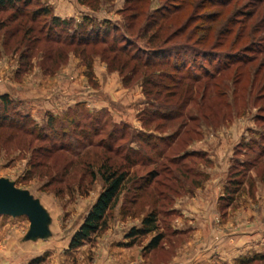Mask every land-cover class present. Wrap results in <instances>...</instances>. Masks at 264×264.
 Returning <instances> with one entry per match:
<instances>
[{
	"label": "rangeland",
	"instance_id": "1",
	"mask_svg": "<svg viewBox=\"0 0 264 264\" xmlns=\"http://www.w3.org/2000/svg\"><path fill=\"white\" fill-rule=\"evenodd\" d=\"M82 6L87 15L74 18L66 31L53 27L49 17L34 20L35 3L23 7L22 15L13 9L0 13V183L36 207L33 215L0 214V264H173L201 251L193 238L198 228L213 234L211 250H225L232 247L226 234L241 225L248 232L255 221L254 231L263 236L259 250L237 264H264V0H98L95 7ZM133 11L140 17L132 23ZM84 18L111 30L106 43H67ZM123 46L127 55L120 52ZM157 49L169 51L172 64L179 54L177 72L164 63L146 68L131 58L144 60L146 51ZM250 55L254 60L246 66ZM217 68L220 73L208 79ZM197 75L204 77L199 84L184 83L199 88L194 100L175 88L173 81ZM127 76L132 78L126 82ZM4 96L11 102L7 108ZM166 101L182 108L180 116L145 124L152 105L162 108ZM184 123L172 144L159 142ZM141 134L153 138L147 144ZM186 151L207 157L171 164ZM234 159L242 162L233 169L242 184L224 198ZM104 164L128 172V181L108 211V228L71 250L104 189L98 173ZM153 172L157 176L149 178ZM213 195L202 226L194 215L186 218L189 205ZM151 212L158 230L128 239ZM161 233L159 247L147 250Z\"/></svg>",
	"mask_w": 264,
	"mask_h": 264
},
{
	"label": "trees",
	"instance_id": "2",
	"mask_svg": "<svg viewBox=\"0 0 264 264\" xmlns=\"http://www.w3.org/2000/svg\"><path fill=\"white\" fill-rule=\"evenodd\" d=\"M127 1H131V0H127ZM78 2L81 5H90L92 7H95L98 3V0H78ZM33 3H35L36 6L38 7V10L33 13V19L34 20L37 19L38 16L49 17V18H51L52 26L58 27L62 31H64V30L66 31L68 28L70 29V26L75 22L74 18L63 19V18L56 16L54 14L53 9L49 6H47L46 4H44V2L42 0H0V13L4 12L6 10H9V9H13L15 11H18L20 13V15H22L23 14L22 8L27 7ZM132 13H134V14H132L129 19L133 23L134 21L138 20V18L140 17V14L136 13L134 11ZM28 15L29 14H27L25 16H28ZM129 27H131V26H129ZM101 29L102 28H98L97 26H95L94 21L92 19L84 18V20L82 22H79L78 24L74 25V30L72 32L73 38L70 40V42H67V43L72 45V46L73 45H76V46L85 45L86 46L87 44H90V43H91V45H96L97 43H106L107 37L105 38L104 36H107L106 33H108L111 30H109V28L107 26L104 30H101ZM26 34L24 35V38L26 37ZM101 37H103V38H101ZM46 39L50 41V35H48L46 37ZM120 52L126 53V55L128 53L127 48L125 46H123L120 49ZM168 52L169 51H167V50L165 51V50L157 49V50L150 51V52L146 51L147 54H145L144 60L142 59V56L137 55V54L131 56V58L138 61L139 65L142 64L141 66L146 67V68H148L149 66H154V65H157L160 63H164L168 66L171 65V67H173L174 72H177V70L179 69V60H178L179 54L176 52V54L173 55L174 61L172 64L171 58L168 56ZM250 53H255V52H250ZM116 60H117V57L113 58V63H115ZM253 60H254L253 56H251V55L247 56V62L245 63V65L246 66L250 65L253 62ZM124 63L125 64H123V67L125 68V67H127V63L126 62H124ZM261 70L257 71L256 73L259 74L261 72ZM133 71H136V69H134ZM220 71H221V69L217 68V70L214 73H212L206 77L207 78L209 77L208 79H210V77H211L213 80L215 75H217V73H220ZM132 74H134V73H131V75ZM188 77H189V79L186 78V76H183L182 78H179L178 82L173 81V83L175 85V88L181 89V91L183 92V94H185V96L186 95L190 96V94H191V96H192L191 99L194 100V97L196 96L195 93L198 91L199 88L194 89V88H192L193 87L192 83H187V84H184V83L186 82V80H189V81H192V82L199 84L201 78H204V77H202L200 75H197L195 77H190V76H188ZM131 78H132V76L125 77L126 82L129 81V79H131ZM148 82H150V81L149 80L144 81L143 85L148 84ZM152 84H153L154 88H160V86H161L157 82H152ZM209 85L210 84H207V85L205 84L204 90H206V88H208ZM144 90L147 92V89H144ZM148 93L151 94V92H148ZM170 93L169 94L171 96L176 95V94H174V92H170ZM189 96H187V97H189ZM1 100L4 104V107H6V108L11 103L7 96L2 97ZM193 100H191V101H193ZM83 105L84 104H79L78 107L80 108ZM151 109H152V111H151L152 115L149 116V120L146 119L145 124H149V122L152 119L153 120L160 119V120H165V121H172L174 119H177L180 116V113L182 110V108H180V106H179V108H175L174 105L168 104L167 101H166L165 105L162 106V108L159 105H157V106L152 105ZM148 112H149V110L147 109L146 112H144L143 114L146 113V115H147ZM195 119L196 118L191 117L190 121L191 122L195 121ZM53 122H55V117L51 116L48 124L51 125V124H53ZM0 126H2V124ZM184 127H186V123L181 125V128H179V130L176 131L175 133H173L171 136L159 138V142L165 143V144H167V143L172 144L181 135V130H183ZM48 128L50 130H52L53 127L48 125ZM197 135H199V134H197ZM152 136L153 135H151V134H147V135L141 134V135H138L137 137H139L140 140L147 142V144H148L150 142L149 140H151L153 138ZM252 143H255V142H252ZM240 147H239V151H242ZM156 149H157V152L159 154L158 156L160 158H162L163 156L166 155L165 150L160 149L158 147H156ZM190 156H200V157H205V158L207 157L205 153H201V152H197V151H193V152L192 151H186L183 155L171 158V164L174 166L182 167L181 164L185 160H187V158ZM163 158H165V157H163ZM233 162L235 163V166H233L232 169L230 170L229 181L225 187L224 198H227L228 196L231 197L230 195L236 194L240 189L239 188L240 184H242L239 182L240 180H237L238 178H236V177H238L237 172L233 173L234 167H236V164L238 162H241V161L234 159ZM243 164H244V162H243ZM164 169H168V168H164ZM98 173H99V176L104 183V189H103L102 193L100 194L99 198L97 199L96 203L93 205V207L89 211V214L86 216L84 223L82 224L80 229L76 232V234L73 236L71 243H70V249L71 250L78 249L79 247H81L85 243V241L89 240L92 236L100 234L108 228V221H107L108 211L117 202L123 188L126 186V183L128 181V176H129L128 172H119L118 170H114L105 164L99 168ZM156 176L157 175L154 172L149 174V178L156 177ZM233 177H234V179H233ZM237 185H239V186H237ZM232 199H234V198H232ZM157 230H158L157 214H156V212H151L148 216H146L142 220L141 226L139 228L134 227L131 229V231L127 234V238L132 239L134 241L135 239H137L139 237L149 235L151 233L156 232ZM162 239H163V234L162 233L158 234L156 237H154L151 240V242L147 246V250H154V249L158 248ZM262 259H264V256ZM37 263H38V260L33 261L30 264H37Z\"/></svg>",
	"mask_w": 264,
	"mask_h": 264
},
{
	"label": "crops",
	"instance_id": "3",
	"mask_svg": "<svg viewBox=\"0 0 264 264\" xmlns=\"http://www.w3.org/2000/svg\"><path fill=\"white\" fill-rule=\"evenodd\" d=\"M45 1L49 6L53 8L54 14L63 19L79 18L80 16L87 15L88 12V11L86 12L84 6L79 4L78 0H45ZM84 13L86 14L84 15ZM223 188L224 185L222 189ZM200 203L201 204H199L198 202L197 203L198 205L196 204L197 207L195 205L194 207L189 205L192 210H190V213L188 212L189 213L188 215H190V217H186V218L190 219L194 215V219L200 220V224H201L200 226H202V223H204L203 216L205 215V213L207 214L209 213L208 210L209 206L207 207L206 205L212 206L215 203L214 195L211 198L207 197ZM204 207L206 209H204ZM204 210H208V211L204 212ZM197 211H199V216H196L194 214V212L198 213ZM257 212L258 214H262L261 213L262 211L260 209ZM192 220L193 218L191 219V221ZM243 220L248 221L247 219H243ZM250 227H253L252 230L250 229L248 232H245V226L241 225L240 227L241 230H236L232 232L231 233L232 235L226 234L228 235V237H231V238H227V240H230L229 245L232 247L229 248L227 246V248H229L227 249L225 246V250L224 247L222 248V246H220L218 249L212 248L211 250V247L209 246H210V242L213 239V234L210 232H206L207 230L206 228H204V226H203L204 229L200 227L198 228V230L194 231L193 238L195 239V241H199L197 245H201L200 247L201 251L200 252L193 251L192 253H188L182 259L179 258L177 261H174L173 264H211L215 262L219 264H221L222 262L226 264H237L240 260L244 261L245 257H248L252 255L254 252L259 250L260 245L258 241L260 238L263 237L262 235H260L261 231L260 232L254 231V229L258 228L257 221H255L254 224ZM206 243L207 245L205 246Z\"/></svg>",
	"mask_w": 264,
	"mask_h": 264
},
{
	"label": "water",
	"instance_id": "4",
	"mask_svg": "<svg viewBox=\"0 0 264 264\" xmlns=\"http://www.w3.org/2000/svg\"><path fill=\"white\" fill-rule=\"evenodd\" d=\"M36 211L34 203L17 193H13L0 183V214L33 215Z\"/></svg>",
	"mask_w": 264,
	"mask_h": 264
}]
</instances>
